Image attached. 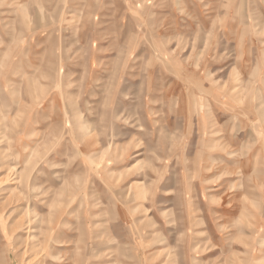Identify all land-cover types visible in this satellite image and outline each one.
Wrapping results in <instances>:
<instances>
[{
    "label": "rangeland",
    "instance_id": "1",
    "mask_svg": "<svg viewBox=\"0 0 264 264\" xmlns=\"http://www.w3.org/2000/svg\"><path fill=\"white\" fill-rule=\"evenodd\" d=\"M0 264H264V0H0Z\"/></svg>",
    "mask_w": 264,
    "mask_h": 264
}]
</instances>
